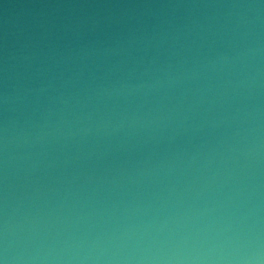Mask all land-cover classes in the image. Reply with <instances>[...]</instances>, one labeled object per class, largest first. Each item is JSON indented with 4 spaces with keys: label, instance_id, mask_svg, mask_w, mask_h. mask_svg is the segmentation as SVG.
<instances>
[{
    "label": "water",
    "instance_id": "obj_1",
    "mask_svg": "<svg viewBox=\"0 0 264 264\" xmlns=\"http://www.w3.org/2000/svg\"><path fill=\"white\" fill-rule=\"evenodd\" d=\"M0 264H264V0H0Z\"/></svg>",
    "mask_w": 264,
    "mask_h": 264
}]
</instances>
